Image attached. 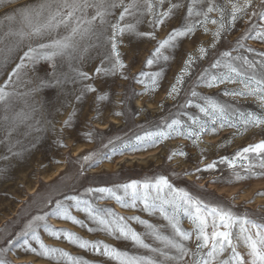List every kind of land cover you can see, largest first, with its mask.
I'll use <instances>...</instances> for the list:
<instances>
[{"label":"rangeland","instance_id":"rangeland-1","mask_svg":"<svg viewBox=\"0 0 264 264\" xmlns=\"http://www.w3.org/2000/svg\"><path fill=\"white\" fill-rule=\"evenodd\" d=\"M173 2H182L185 7L154 30L148 23L140 26L141 31H154L155 39L128 35L121 39L119 51L126 64L122 73L95 77L94 69L99 66V59L86 60L83 70L93 75V80L75 84L67 82L62 87L44 88L39 94L33 93L26 97L29 104L36 109L34 121H40L39 127L42 131H33L29 135V130L21 125L19 132L14 133L11 140L15 155L8 151V138L0 132V247H5L8 239H16L34 217L50 214L57 200L74 204L66 200L69 196H79L81 200L91 201L93 205L112 210L124 217L138 216L151 223L164 225L167 222L163 217L159 213L149 215L143 210L142 202L129 208L107 194L89 192V189L115 188L116 185L133 180L143 182L162 175L167 176L175 187L183 188L206 202L231 208L239 215L264 214V195H258L264 192V175L260 174L264 170L256 168V174L250 175L240 168L238 161L235 171L244 177L238 180L227 163H220L222 157L233 159L244 147L264 139V131L261 129L250 128L241 134L242 129L228 126L221 129L216 125L217 131L202 134L198 143L183 136H173L155 143L151 140L136 141V136L159 130L165 121L170 123L173 119H180L188 124L189 116L202 117L203 114L195 107L201 100L191 96L193 89L200 96H211L242 111L258 110L252 98L233 99L223 94L225 90L238 88L239 85L226 83L209 88L203 82H197L198 76L205 69L213 73L222 71L211 69L210 64L223 51L259 58L258 53L264 51V42L247 39L243 41L244 48L237 44L250 26L248 17L238 20L236 26L223 34L218 42L213 36L216 25L209 23L207 33L203 27H198L194 34L178 38L174 48L164 50L168 60L159 59L152 66L147 65L159 42L167 39L172 30L181 27L182 18L187 13L190 0ZM33 3L35 0H12L7 7L0 6V23L3 24L0 37L9 27V22L4 19L5 14L12 15V9ZM161 10H166V6ZM211 16L216 18V13ZM12 27L18 25L13 24ZM11 40L8 37L0 42V49H4L0 53V60L8 54L7 46ZM213 44L215 48L212 47ZM200 47H204L208 55L201 56ZM249 47L255 49V52H248ZM26 50L27 45L13 53L10 62L0 69V86L5 84ZM90 55L95 57L96 52L92 51ZM189 57L193 60L189 74L184 76L180 95L173 99L169 93ZM61 71L68 72L69 69L64 66ZM26 72L27 75L23 76L17 89L20 92H29L33 86L28 83L29 80H35L37 76L50 77L51 65L40 62L34 69L29 66ZM142 72L160 73L156 77L154 90L150 88L151 81L146 80L144 84L137 82V79H144L140 75ZM89 83L97 88V92H87L82 99L77 100L76 96L80 94L81 88ZM104 93L109 98L100 101L97 97ZM188 100L192 101L191 107H185ZM19 106L24 107L22 101ZM72 113H75V118L71 126H65V121ZM88 133H91L90 137ZM109 141L113 143L109 144ZM125 144L128 146L125 147ZM181 151L186 155H173L174 152ZM93 153L95 156L92 160H83L85 155ZM210 163H215L216 167L207 169L206 166ZM70 211L78 220L84 222L83 226L52 215H49L47 223L55 229L75 233L84 240L103 241L118 249L147 254L146 250L139 249L131 241L117 239L99 230L89 231L97 226L88 219L86 213L76 210L74 206ZM129 223L136 231H145L144 226L136 220H129ZM181 227L190 232L194 229L191 220L186 216L181 217ZM39 235L47 246L63 249L74 257L82 258L86 264H115L91 249L70 243L63 235L59 238L53 237L43 228L39 229ZM146 242L153 243L150 238H146ZM20 243L21 241H17L15 245H9L11 251L6 258L10 264H58L57 261L38 254L25 253L20 248ZM30 243L39 248L36 241L30 240ZM188 243L194 248V237ZM238 250L246 255L243 247ZM59 264L64 262L60 261Z\"/></svg>","mask_w":264,"mask_h":264},{"label":"snow or ice","instance_id":"snow-or-ice-1","mask_svg":"<svg viewBox=\"0 0 264 264\" xmlns=\"http://www.w3.org/2000/svg\"><path fill=\"white\" fill-rule=\"evenodd\" d=\"M11 3L12 0H0V6L7 7ZM165 6L166 10H161ZM183 7L185 5L182 2L173 0H35L31 5L12 9V15L6 13L4 19L9 22V27L0 37V42L8 37L12 40L7 46L8 54L0 60V69L10 62L13 53L27 45L19 63L5 84L0 86V132L8 138V151L16 154L13 152L14 145H11V140L13 134L19 132L21 125L29 130V135L33 131H42L39 127L40 121H34L36 109L29 104L26 97L33 93L39 94L44 88L62 87L67 82L82 83L93 80L94 76H114L118 72L122 73L126 64L119 51L121 39L126 35L155 39L154 31H141L140 26L148 23L154 30ZM212 13H216V18H212ZM245 17L249 18L250 26L245 30V35L237 41L240 48H244L243 41L247 39L264 42V0H190L181 27L172 30L167 39L159 42L147 65L150 67L159 59L168 60L164 50L174 48L178 38L194 34L198 27H203L207 33L209 23L216 25L213 36L218 42L223 34L236 26L238 20ZM13 24L18 27L13 28ZM2 28L3 24L0 23V29ZM212 47L215 48V44ZM92 51L96 52L95 57L90 55ZM247 51L255 52V49L249 47ZM3 52L4 49H0V53ZM199 52L201 56L208 55L204 47H200ZM258 57L249 58L247 55H234L232 51H223L210 64L211 69L222 71L213 73L205 69L197 81L203 82L209 88L226 83L239 85L238 88L225 90L223 94L233 99L252 98L257 104V111H242L211 96H200L193 89L191 96L201 100L195 107L203 114L202 117L189 116L188 124L180 119H173L170 123L165 121L159 130L136 136V141L151 140L155 143L157 140L183 136L192 139L193 143H198L202 134L208 131L216 132V125L221 129L225 126L242 129L241 134L250 128L264 131V51L258 53ZM96 58L99 59V66L94 69L93 76L83 70V65L86 60ZM40 62L51 65V76H37L35 80L28 81L33 85L29 92L18 91L23 76L27 75L26 69L29 66L34 69ZM192 63V57H189L184 70L176 78V83L169 93L173 99L180 95L184 76L189 74ZM64 66H67L68 72L61 71ZM140 75L144 79H137V82L144 84L146 80L151 81L150 88L154 90L156 77L160 73L142 72ZM124 78L127 79L126 76ZM87 92H97V88L91 83L85 84L76 99H82ZM97 98L104 101L109 96L104 93ZM21 101L24 107L19 106ZM191 106L192 101H186L185 107ZM74 118L75 113H72L65 121V126L70 127ZM88 135L90 137L91 133ZM111 143L113 142L109 141V144ZM177 154L186 155L182 151L173 153ZM94 156L95 153L85 155L83 160L88 162ZM238 161L240 168L250 175L256 174V168L264 170V139L244 147L233 159L221 158L220 163H227L239 180L244 177L235 171ZM206 167L213 169L216 164L210 163ZM260 174L264 175V172ZM89 192L107 194L122 206L129 208H134L137 202H142L145 212L149 215L159 213L167 223L158 225L138 216L124 217L112 210L93 205L91 201L81 200L79 196H69L66 200L74 204L57 200L50 214L34 217L16 239H8L5 247H0V264H10L6 258L7 253L11 251L9 245H15L17 241H21L20 248L25 253L38 254L57 261L58 264L60 261L64 264H86L82 258L74 257L63 249L47 246L39 235L40 228L53 237L59 238L63 235L70 243L91 249L115 264H264V214L239 215L231 208L206 202L183 188L175 187L172 181L163 175L143 182L133 180L116 185L115 188L89 189ZM258 195H264V192ZM73 206L76 210L86 213L88 219L97 226L89 231L99 230L117 239L131 241L134 246L146 250L147 254L118 249L103 241L84 240L75 233L55 229L47 223L49 215H52L83 226L84 222L72 215L70 208ZM182 216L191 220L193 231H186L181 227ZM129 220H136L144 226L145 231H136ZM193 237L194 248L188 243ZM146 238H150L153 243H147ZM30 240L36 241L39 248L33 247ZM241 247L246 250V255H242L238 250Z\"/></svg>","mask_w":264,"mask_h":264},{"label":"bare ground","instance_id":"bare-ground-1","mask_svg":"<svg viewBox=\"0 0 264 264\" xmlns=\"http://www.w3.org/2000/svg\"><path fill=\"white\" fill-rule=\"evenodd\" d=\"M56 225H58V226H59L60 224H56Z\"/></svg>","mask_w":264,"mask_h":264}]
</instances>
